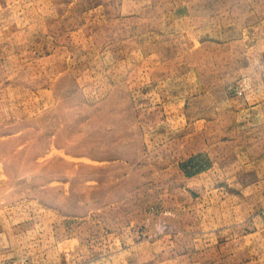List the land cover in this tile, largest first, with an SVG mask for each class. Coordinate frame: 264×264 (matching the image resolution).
<instances>
[{"label":"rangeland","instance_id":"rangeland-1","mask_svg":"<svg viewBox=\"0 0 264 264\" xmlns=\"http://www.w3.org/2000/svg\"><path fill=\"white\" fill-rule=\"evenodd\" d=\"M245 77L264 0H0V264H264Z\"/></svg>","mask_w":264,"mask_h":264},{"label":"crops","instance_id":"crops-1","mask_svg":"<svg viewBox=\"0 0 264 264\" xmlns=\"http://www.w3.org/2000/svg\"><path fill=\"white\" fill-rule=\"evenodd\" d=\"M234 81H236V83H242L241 85L245 84L244 85L245 88L246 87L249 88L250 86L252 87L251 89H248L245 91L246 95L244 97H240L241 99H243L241 106H239L240 110L245 109L246 112L248 113H257L260 107H264V85L257 84L259 81H264L261 77L258 79L254 77L238 78L237 80L234 79ZM254 87H260V89L253 90ZM257 92L262 94V97H258V99L255 100V96L253 95V93H256V95H259V93ZM218 94H219V97L222 99L223 92L220 91ZM229 101L231 103L236 102V97L234 95H230ZM247 107H251L252 111L249 110Z\"/></svg>","mask_w":264,"mask_h":264}]
</instances>
